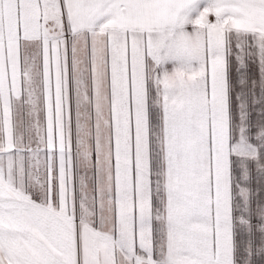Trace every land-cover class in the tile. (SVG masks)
Returning a JSON list of instances; mask_svg holds the SVG:
<instances>
[{"label": "snow or ice", "instance_id": "snow-or-ice-1", "mask_svg": "<svg viewBox=\"0 0 264 264\" xmlns=\"http://www.w3.org/2000/svg\"><path fill=\"white\" fill-rule=\"evenodd\" d=\"M0 264H264V0H0Z\"/></svg>", "mask_w": 264, "mask_h": 264}]
</instances>
